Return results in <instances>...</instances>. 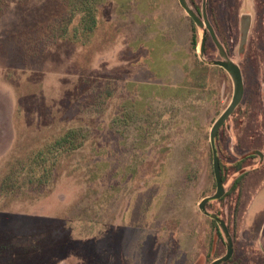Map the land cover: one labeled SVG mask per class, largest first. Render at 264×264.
Returning <instances> with one entry per match:
<instances>
[{"label":"rangeland","instance_id":"374dc122","mask_svg":"<svg viewBox=\"0 0 264 264\" xmlns=\"http://www.w3.org/2000/svg\"><path fill=\"white\" fill-rule=\"evenodd\" d=\"M197 33L194 49L178 0H0V181L36 144L88 133L49 189L0 192V264H209L226 253L199 205L216 192L210 132L233 82L207 65L214 48L200 59ZM256 120L249 132L234 113L220 130L226 191L238 186L209 207L247 261L264 226V180L250 177L264 164Z\"/></svg>","mask_w":264,"mask_h":264},{"label":"flooded vegetation","instance_id":"af4514ba","mask_svg":"<svg viewBox=\"0 0 264 264\" xmlns=\"http://www.w3.org/2000/svg\"><path fill=\"white\" fill-rule=\"evenodd\" d=\"M188 2L191 8L200 16L201 20L210 24L228 57L235 63H237L236 59L241 60V64H237L242 72L245 93L239 106L243 102L246 105L241 108L238 106L234 113L237 121L241 123L247 117V131L250 132L253 129V123L257 122L256 119L261 118L264 121V79H261V75H264V69L261 67L262 64L264 65V0H200L199 7L195 6V0H188ZM244 27L248 28V34L244 42L245 44L241 48ZM201 32L200 42L205 37V56H208L211 49L214 48L218 56L217 61H220L221 56L213 40L210 28L205 26L204 33L203 31ZM237 43L238 45L234 51L232 44ZM258 59L263 60V63H258ZM244 65H248L249 69L244 68ZM219 68L226 72L222 67ZM241 110L243 111L240 112ZM257 154L260 155L259 151H257ZM260 157L264 159L263 156ZM251 170H253L251 178L255 177L259 182L264 180V164L253 167ZM238 193L239 200L241 194L240 188L238 189ZM250 207L245 210V213L250 211ZM262 224L264 225V220ZM253 229L255 230L256 228ZM258 235V243L250 244L253 252H251L248 261L244 260L242 258L244 254H239V251L233 246L234 252L228 262L232 264H244L246 261V264H264V226L259 229ZM236 239H238V236H236ZM232 240L234 241L233 237Z\"/></svg>","mask_w":264,"mask_h":264},{"label":"trees","instance_id":"16d2710c","mask_svg":"<svg viewBox=\"0 0 264 264\" xmlns=\"http://www.w3.org/2000/svg\"><path fill=\"white\" fill-rule=\"evenodd\" d=\"M72 1L73 0H67L69 5L72 3ZM192 23H193L192 46L194 49H197L198 47L197 27L193 21ZM212 63L213 62L210 61L207 65L212 66L213 65ZM222 71L225 72L224 70ZM109 91H110L109 87L103 83L100 87L99 92H97V95L100 96L101 101H104V99L109 97L110 94ZM86 96L88 98L87 93ZM90 100L87 99V101H85L84 104L89 105ZM87 135L88 133H86L84 128L71 127L61 133L56 134L55 136H52L50 139L38 145L36 144L30 150L21 153V155H19L14 159V161H12L9 171L0 181V192H3L5 190L11 193H15V192L17 193L23 190H29L31 192H34L36 190H41V191L46 190L49 187L48 185L50 184V182L55 178V174L62 166L64 159L69 154L72 153V151L76 146V143L82 142L83 139L85 140ZM220 165H221L222 178L225 184L227 180L226 171L228 166L224 163L222 158H220ZM243 166L244 165L242 163L235 165L238 171L241 170ZM237 186H238L237 183H235L231 187L230 191H226L225 195L216 201H223L226 197L234 194V192L237 189ZM213 202L214 201H211L207 205L208 211L210 204ZM213 214H216L219 217H221V215L217 213H213ZM221 218L225 221L223 217ZM211 220L219 230L220 227L218 226L217 222L213 219ZM229 263L230 262L226 264Z\"/></svg>","mask_w":264,"mask_h":264},{"label":"water","instance_id":"95a60500","mask_svg":"<svg viewBox=\"0 0 264 264\" xmlns=\"http://www.w3.org/2000/svg\"><path fill=\"white\" fill-rule=\"evenodd\" d=\"M178 1L180 3V6L187 13V15L192 19V21L196 24V26L200 28L201 31H203V33L205 31V26H208L210 28L211 34L213 36V40L221 56L220 61H215L212 64L225 69L233 82V96L231 102L224 110V112L215 121L210 132V143L213 152V170L216 179V192L213 195L204 198L199 205V208L203 214H205L206 216L210 217L211 219L217 222L218 226L221 228L224 234L227 245V251L225 255L215 259L211 264H224L232 258L234 252L231 233L229 231V228L227 227L226 222L218 215L209 212L207 210V205L211 201L219 200L226 193L225 184L221 174L220 155L217 148V137L222 127L229 121L230 117L233 115L236 108L239 106V104L242 102L244 98V93H245L244 80L239 65L228 57L223 46L216 37L215 32L210 27V24L208 22L201 20L200 16L191 8L188 0H178ZM243 34L244 35H243V42L241 43V48L244 46L245 44L244 42L247 38V34H248L247 27L243 28ZM199 57L202 60L205 58V37H203V39L200 42Z\"/></svg>","mask_w":264,"mask_h":264}]
</instances>
